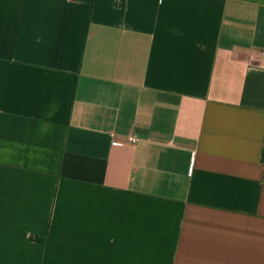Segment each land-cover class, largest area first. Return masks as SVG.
<instances>
[{
    "label": "crops",
    "instance_id": "obj_1",
    "mask_svg": "<svg viewBox=\"0 0 264 264\" xmlns=\"http://www.w3.org/2000/svg\"><path fill=\"white\" fill-rule=\"evenodd\" d=\"M0 264H264V0H0Z\"/></svg>",
    "mask_w": 264,
    "mask_h": 264
},
{
    "label": "built area",
    "instance_id": "obj_2",
    "mask_svg": "<svg viewBox=\"0 0 264 264\" xmlns=\"http://www.w3.org/2000/svg\"><path fill=\"white\" fill-rule=\"evenodd\" d=\"M129 140L133 143H137L138 142V139L135 138V137H130Z\"/></svg>",
    "mask_w": 264,
    "mask_h": 264
}]
</instances>
